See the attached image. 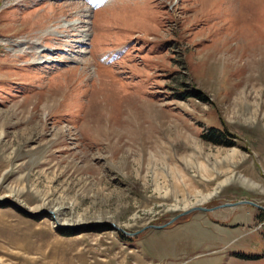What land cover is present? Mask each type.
Here are the masks:
<instances>
[{"label": "rangeland", "instance_id": "rangeland-1", "mask_svg": "<svg viewBox=\"0 0 264 264\" xmlns=\"http://www.w3.org/2000/svg\"><path fill=\"white\" fill-rule=\"evenodd\" d=\"M239 201L264 209V0H0V264H264L251 204L112 228Z\"/></svg>", "mask_w": 264, "mask_h": 264}, {"label": "water", "instance_id": "water-1", "mask_svg": "<svg viewBox=\"0 0 264 264\" xmlns=\"http://www.w3.org/2000/svg\"><path fill=\"white\" fill-rule=\"evenodd\" d=\"M237 204H251V205H254V206L258 207V208H261L260 206H257V205H255L254 203H252V202H250V201H239V202H236V203H225V204L217 205V206L212 207V208L193 207V208H191L190 210H188V211H186V212H184V213H182V214H179V215L175 216L174 218H172L170 221H168L167 223H165V224H163V225H150V226H146V227H144L143 229H141V230H139V231H137V232H134V233H127V232H125L123 229H121V228H119V227H116V226H114V225H112V228H114V230L119 231V232H121V233H123V234H125V235H128V236H135V235L139 234L140 232H142L143 230H145V229H147V228H152V229H161V228H164V227H166V226L172 224L173 222H175V221H176L178 218H180L181 216H185V215H187V214H189L190 212L195 211V210L209 211V210H215V209H219V208H223V207L235 206V205H237ZM19 209L21 210V208H19ZM261 209H263V208H261ZM263 210H264V209H263ZM22 211H23L26 215H30L29 212L24 211V210H22ZM47 213H51V212H48V211H47ZM51 214H52V213H51Z\"/></svg>", "mask_w": 264, "mask_h": 264}, {"label": "trees", "instance_id": "trees-1", "mask_svg": "<svg viewBox=\"0 0 264 264\" xmlns=\"http://www.w3.org/2000/svg\"><path fill=\"white\" fill-rule=\"evenodd\" d=\"M180 97H183L182 99H184L186 96L181 95ZM207 137H209L208 139H210V141L215 142L218 145L229 146L230 142H227L225 135L216 128H210L209 135Z\"/></svg>", "mask_w": 264, "mask_h": 264}, {"label": "bare ground", "instance_id": "bare-ground-1", "mask_svg": "<svg viewBox=\"0 0 264 264\" xmlns=\"http://www.w3.org/2000/svg\"><path fill=\"white\" fill-rule=\"evenodd\" d=\"M56 211V210H55Z\"/></svg>", "mask_w": 264, "mask_h": 264}]
</instances>
